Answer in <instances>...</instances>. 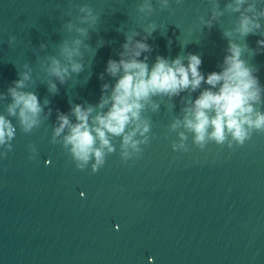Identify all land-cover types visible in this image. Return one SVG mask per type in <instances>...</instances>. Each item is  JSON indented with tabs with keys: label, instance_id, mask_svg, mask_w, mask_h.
I'll use <instances>...</instances> for the list:
<instances>
[{
	"label": "water",
	"instance_id": "95a60500",
	"mask_svg": "<svg viewBox=\"0 0 264 264\" xmlns=\"http://www.w3.org/2000/svg\"><path fill=\"white\" fill-rule=\"evenodd\" d=\"M142 2L0 0V93L5 94L0 115L17 128L13 150L0 156V264H264V134L254 130L242 146L232 141L229 147L230 135L222 145L207 140L201 150L183 126L182 109L208 85L170 100L154 97L159 108L149 105L143 113L150 129L134 137L149 142L123 157L122 138H110L115 151L95 173L91 164L77 169L62 147L67 130L51 143L56 110L75 122L72 106L95 108L102 84H109L110 94L116 82L105 71L108 59L118 60L126 34L135 30L140 36L134 39H142L151 22L157 26L147 40L153 52L140 57L148 55L150 67L156 55L171 60L192 53L201 57L205 78L221 70L228 44L223 32L233 29L239 16L225 7L232 0H217L223 15L211 29L199 19H211L210 0H169L170 10L152 0L151 17L138 11ZM84 4L98 16L91 27L80 23ZM260 23L264 31V19ZM78 27L87 28V36ZM74 39L82 41L81 56L74 59L84 68L61 85L47 75L46 58H59L61 44L67 40L74 47ZM232 39L248 45L242 59L258 67L264 86V52H254L259 34ZM18 72L31 77L25 91L35 92L42 106L50 101L31 133L22 132L17 117L7 113L12 103L7 89ZM48 80L57 84L58 94L48 91ZM255 107L264 112V92ZM177 120L181 124L173 130ZM174 143L184 148L174 151Z\"/></svg>",
	"mask_w": 264,
	"mask_h": 264
},
{
	"label": "clouds",
	"instance_id": "9594fccd",
	"mask_svg": "<svg viewBox=\"0 0 264 264\" xmlns=\"http://www.w3.org/2000/svg\"><path fill=\"white\" fill-rule=\"evenodd\" d=\"M176 2L179 3L180 0ZM258 2L259 0H232L226 4L228 11L238 13L239 16L234 22L235 27L223 32V36L228 38V44L223 63L219 65L221 70L208 73L206 78L200 71L202 60L197 54L188 53L186 57L180 55L171 60L156 55L155 63L151 67L148 55L140 58L144 53L153 52V47L147 40L157 30L155 22L144 28L147 35L142 39H134L140 36V32L135 30L126 34L123 51L117 53L119 59L110 58L107 61L105 71L116 78L110 94L109 84L104 83L101 86L99 103L95 108L90 104L87 107L82 104L72 106L70 112L75 117V122L69 119L68 114L57 109V125L53 127L51 143L55 144L56 138L61 137L67 130L62 138V147L70 153L77 169L83 171L91 164V170L95 173L104 166L108 154L115 151L110 138H122L120 147L123 157L129 155V148L140 151L138 145L149 142L147 139L141 141L134 137L137 134L144 136L149 131L150 123L143 113L149 105L153 111L159 108L153 100L154 97H167L170 100L184 91L191 94L196 92L202 83L209 87L201 91L189 106L182 109L183 126L195 134L194 142L201 150L207 140L222 145L230 135L229 147L232 146V141L242 146L246 140L251 139L254 130L264 134V112L255 107L261 103V94L264 92V86L257 75L259 69L242 59V53L248 49V45H241L232 39L234 35L244 38L250 34H259L261 39L256 41L254 52H264V31L261 30L260 23L261 19H264V6L258 8ZM157 3L161 10H170L169 0H157ZM210 3L211 19L205 21L203 17L199 18L209 29L214 26L213 21L223 15L217 0H210ZM79 11L84 14L79 18L81 24L91 27L97 22L98 16L87 4L80 6ZM138 11L145 17H151L155 11L152 0H143L138 5ZM68 27L71 29L72 25L69 24ZM76 31L80 35L88 34V29L84 27H78ZM171 43L172 40L169 39L168 44ZM73 44L75 46L70 47L65 40L59 48V58H46L50 61L45 69L47 75L55 77L61 85L66 83V77L70 78L72 73L79 74L84 68L82 63L74 59L81 56L82 41L74 39ZM84 47L89 48V45ZM17 75L19 78L12 81V86L7 89V95L12 98V103L7 105V113L17 117L22 132L31 133L41 124L44 108L50 101L45 99L42 106L35 92L24 90L27 87L25 81L31 79L29 72H18ZM99 79H104V73L99 75ZM47 85L50 93L58 94L59 89L55 82L48 80ZM4 95L0 93V97ZM105 108L107 111H104ZM51 113L52 108L48 107L47 116H51ZM180 124V120L175 121L172 129L175 130ZM16 131V126L4 115H0V148L5 149L0 152V156H6L13 150L12 141ZM180 139H186L183 133L180 134ZM29 148L35 151L32 145H29ZM172 148L176 151L184 148V145L174 143Z\"/></svg>",
	"mask_w": 264,
	"mask_h": 264
}]
</instances>
